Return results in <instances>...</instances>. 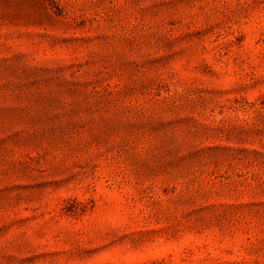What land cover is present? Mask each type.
Returning a JSON list of instances; mask_svg holds the SVG:
<instances>
[{
	"label": "rangeland",
	"instance_id": "1",
	"mask_svg": "<svg viewBox=\"0 0 264 264\" xmlns=\"http://www.w3.org/2000/svg\"><path fill=\"white\" fill-rule=\"evenodd\" d=\"M0 264H264V0H0Z\"/></svg>",
	"mask_w": 264,
	"mask_h": 264
}]
</instances>
